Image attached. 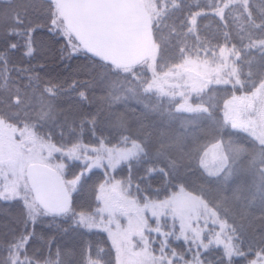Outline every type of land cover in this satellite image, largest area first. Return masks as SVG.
Listing matches in <instances>:
<instances>
[{"label": "snow or ice", "instance_id": "1", "mask_svg": "<svg viewBox=\"0 0 264 264\" xmlns=\"http://www.w3.org/2000/svg\"><path fill=\"white\" fill-rule=\"evenodd\" d=\"M0 202V264H264V0H0Z\"/></svg>", "mask_w": 264, "mask_h": 264}, {"label": "trees", "instance_id": "2", "mask_svg": "<svg viewBox=\"0 0 264 264\" xmlns=\"http://www.w3.org/2000/svg\"><path fill=\"white\" fill-rule=\"evenodd\" d=\"M201 2L204 3L206 2V0H201ZM199 22L201 24V29L203 32L209 35L217 34L218 18L213 17L212 15H209L206 17L199 18ZM42 40L44 44L46 45V48H45L44 58L41 60V63L45 65V68L39 70L41 71V74L43 75L45 72H47V75L49 78H59V79L70 78L77 64L81 63L84 58L81 56L79 59L73 58L72 60H69V61L62 59L61 49H63L66 46V40L62 36H56L44 30L42 34ZM16 59H18V57ZM93 91L96 96L101 95V91L99 88L94 89ZM240 94H241L240 92H237V95H240ZM220 95L223 96L226 94L221 92ZM148 119L150 121H159L161 117H159L158 114L149 113ZM173 125L175 127H179L178 122H173ZM241 135H246V134H241ZM85 142L86 143L89 142L87 137L85 138ZM103 171H104L103 169L93 170L95 175L92 176V183L102 182ZM117 173H120L118 178H123V173L121 172V169L118 168ZM66 178H68L67 174H66ZM156 187H158V185H153V188H156ZM175 190L176 189H169V192L175 191ZM160 198H163V197L161 196ZM73 199L74 201L79 199V201L82 204L86 202L93 203V206H94V202L91 201L89 194L74 193ZM21 209H22V206L19 204V202H0V240L9 238L11 234L10 230L12 229L22 230V225L20 224V221L22 219ZM45 219H50V218H45ZM36 231L37 233L55 234V229L49 228L47 224H41V223H38L36 225ZM101 235L105 237L104 246L106 248H110L111 241L107 240V234L103 233ZM173 244L174 246L177 247L178 251H182L184 248V247L183 248L181 247L182 241H174ZM156 247L157 245H153V248H156Z\"/></svg>", "mask_w": 264, "mask_h": 264}, {"label": "rangeland", "instance_id": "3", "mask_svg": "<svg viewBox=\"0 0 264 264\" xmlns=\"http://www.w3.org/2000/svg\"><path fill=\"white\" fill-rule=\"evenodd\" d=\"M179 227V225L177 224V228ZM209 228H215L217 231H219V229H218V227L217 226H214V225H209ZM154 235V234H153ZM182 245H183V247L184 248H186L187 247V245L186 244H184V242L182 241ZM177 251H178V249H177Z\"/></svg>", "mask_w": 264, "mask_h": 264}]
</instances>
